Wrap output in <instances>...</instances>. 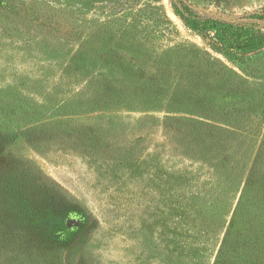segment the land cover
<instances>
[{"label":"rangeland","instance_id":"obj_1","mask_svg":"<svg viewBox=\"0 0 264 264\" xmlns=\"http://www.w3.org/2000/svg\"><path fill=\"white\" fill-rule=\"evenodd\" d=\"M4 1L27 15L30 40L16 46L0 34V208L10 202L24 227L1 239L10 264H90L83 252L123 255L138 227L150 238L151 218L166 223L169 158L217 178V209L202 226L217 244L200 264H214L231 222L242 242L264 220V173L252 175L264 147V55L240 65L215 52L176 14L178 0ZM188 1L223 19L264 9V0ZM11 14L0 19L5 32ZM104 80L135 98H108ZM104 105L113 108L109 126ZM133 155L165 173L159 212L141 218L135 188L118 187L124 159L130 173L139 169ZM245 187L251 200L238 213Z\"/></svg>","mask_w":264,"mask_h":264},{"label":"trees","instance_id":"obj_2","mask_svg":"<svg viewBox=\"0 0 264 264\" xmlns=\"http://www.w3.org/2000/svg\"><path fill=\"white\" fill-rule=\"evenodd\" d=\"M18 5V3L12 4L0 0V19L12 12L8 17L14 16L15 22L12 24L6 22L9 28L7 32L0 28L2 30L0 34L6 41L13 40L11 43L16 46L30 43V40L25 38L28 34L24 31L27 27L24 25L27 15H22V12L17 9ZM177 5L176 14L199 34L209 48L228 60L237 61L243 65L253 57L264 55V9L243 14L234 19H223L198 14L188 0H178ZM64 39L66 38L55 39V41L60 45ZM55 48L59 50L58 47ZM77 85L79 82L74 86ZM88 89L91 90V87ZM100 89L101 91H99L105 93L108 98L112 93H116L121 98H135V95L129 94L130 90L117 85L113 86L106 80ZM3 90L0 89V91ZM103 108L102 115L109 118V121H106L107 125H112L113 108L106 105ZM223 131L227 132V130ZM125 160L121 162L124 174L123 185H118V187L123 190L124 187L131 184L130 186L135 188L136 198H138V217L141 218V212L144 209L147 213L151 209L155 213L159 212L160 201L163 200L160 184L165 181V173L160 171L161 166L133 155L132 158L130 157V162L139 166V169L133 174L129 172V167L124 166L127 162ZM190 161L192 160L185 159L177 162L173 158L166 159V223H161L158 218H151L149 223L153 227L150 238L146 236L147 234L145 235V229L138 227L137 235L131 243L121 246L122 253L123 248L125 249L123 255L112 256L113 253L105 255L88 249L85 253L83 252L82 258L90 264H200L201 255L210 246L214 248L217 244V241L212 244L213 234L209 232L210 230L202 227L205 218L213 215L217 209L213 192L209 190L210 186L217 182V178L214 173H209V176L206 173L199 175L195 172L196 164L199 165V163H190ZM138 170L141 171L138 172ZM258 173H264L263 146L252 166V175ZM145 196H148L146 200ZM247 196L248 189L245 187L238 197L236 212L244 213L247 210L246 204L247 202L249 204V200H251V197L247 198ZM19 210L18 208L16 215ZM10 212H13V205L10 202L8 207L0 208V245L4 241L1 240L4 236H10L12 233L24 229V227L16 225ZM145 217L142 218L146 219ZM259 220V222L255 220L249 224L252 229L246 231L242 236V242H239L240 234L231 233L230 230L234 227V223L231 222L229 229L220 241L214 264H232L231 260L236 259L238 254L249 259L254 255H259L258 260H250L248 263L264 264V220L261 218ZM217 236L218 240L221 233H217ZM211 254L209 253V256ZM7 256L9 255L3 249V252H0V260L3 262L0 264H10ZM74 261L68 260L66 264L74 263Z\"/></svg>","mask_w":264,"mask_h":264}]
</instances>
